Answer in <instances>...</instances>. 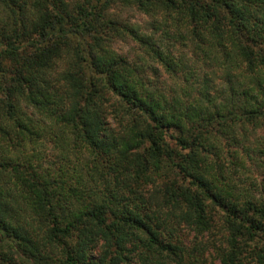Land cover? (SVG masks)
I'll use <instances>...</instances> for the list:
<instances>
[{
  "label": "trees",
  "instance_id": "obj_1",
  "mask_svg": "<svg viewBox=\"0 0 264 264\" xmlns=\"http://www.w3.org/2000/svg\"><path fill=\"white\" fill-rule=\"evenodd\" d=\"M122 34L140 56L116 52ZM259 125L264 0H0V243L60 264H205L172 226L204 237L219 212L220 264H264V200L227 173Z\"/></svg>",
  "mask_w": 264,
  "mask_h": 264
},
{
  "label": "rangeland",
  "instance_id": "obj_2",
  "mask_svg": "<svg viewBox=\"0 0 264 264\" xmlns=\"http://www.w3.org/2000/svg\"><path fill=\"white\" fill-rule=\"evenodd\" d=\"M27 6H29L28 3ZM109 13L119 23L129 24L135 28H138L140 32H149L152 29L150 19L147 16L135 11L133 7H131V5L116 3L109 10ZM112 46L117 53L128 56L131 59H134L141 55L137 51L138 49L136 44L130 38L123 36V34L121 36L113 37ZM150 65L155 66V64L153 63L148 64V66ZM58 71L54 69L53 74L54 72ZM220 75V72H217L216 76L218 78H220ZM160 79L162 81H168L167 84L169 85H172L174 82L171 77L169 79V77H167L166 75H162ZM178 84L179 86H184L183 83ZM215 84L217 85V87L218 85L220 86V83L217 80H215ZM22 107L24 110L30 113L29 108L24 105H22ZM243 131L244 138L241 139V143L235 144L232 148H243L251 155V157H246L242 166H233L228 164L227 173L232 176L233 179H235V182L240 188L249 192L256 200H264V126H247L243 128ZM54 147L55 145L53 141L49 139V137L44 139L43 150L40 155L41 159L39 161L43 168H46L52 163L57 162V151L54 149ZM220 215L221 214L219 212L214 214L216 222H219V224L221 225L222 221L219 218ZM219 224L217 225L216 229L211 230V234H207L204 237L194 235V233H192L190 229L185 228L181 225L172 226L177 229H173L172 231L174 234H177L176 237H181V240L189 248H192L194 244H199V251L203 255L202 258L205 261V264H220L216 249H219V247L224 244V241H218L224 239L222 235H220V233L216 232L218 231ZM213 244H216L218 247H213ZM255 245L258 248H264V240L262 238L260 240L258 239L255 242ZM253 247V244H250L247 250L250 251V249H252ZM0 251L6 254L9 253L10 255H13L15 259L25 264H60L59 259L56 258H47L45 260H40L33 258L27 254H23L21 248H19L17 244L12 240H6L0 243ZM246 254L247 251H245L244 255H242L244 256V264H256L255 262L249 261V257H247L248 259L245 257L247 256Z\"/></svg>",
  "mask_w": 264,
  "mask_h": 264
}]
</instances>
